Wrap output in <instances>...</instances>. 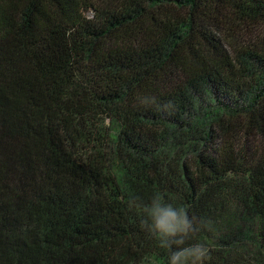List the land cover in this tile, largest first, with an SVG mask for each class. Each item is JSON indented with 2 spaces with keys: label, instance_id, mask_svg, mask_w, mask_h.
Returning a JSON list of instances; mask_svg holds the SVG:
<instances>
[{
  "label": "trees",
  "instance_id": "trees-1",
  "mask_svg": "<svg viewBox=\"0 0 264 264\" xmlns=\"http://www.w3.org/2000/svg\"><path fill=\"white\" fill-rule=\"evenodd\" d=\"M157 192L264 264V0H0V264H165Z\"/></svg>",
  "mask_w": 264,
  "mask_h": 264
},
{
  "label": "clouds",
  "instance_id": "clouds-1",
  "mask_svg": "<svg viewBox=\"0 0 264 264\" xmlns=\"http://www.w3.org/2000/svg\"><path fill=\"white\" fill-rule=\"evenodd\" d=\"M131 203L143 213L140 227L157 241L159 248L168 251L165 264H204L210 258L209 248L203 243L185 246L186 240L200 230L194 227L196 217L189 218L187 207L166 201L159 192L149 203L138 197H133ZM201 223L210 228V221Z\"/></svg>",
  "mask_w": 264,
  "mask_h": 264
}]
</instances>
